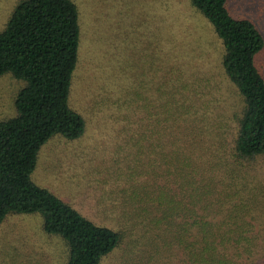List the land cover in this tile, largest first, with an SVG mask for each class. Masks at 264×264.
<instances>
[{"label": "trees", "instance_id": "trees-1", "mask_svg": "<svg viewBox=\"0 0 264 264\" xmlns=\"http://www.w3.org/2000/svg\"><path fill=\"white\" fill-rule=\"evenodd\" d=\"M226 2L190 0L220 40L222 80L235 95L234 124H223L232 139L229 157L221 139L212 144L207 110L199 106L218 93L216 83L204 91L201 78L181 63L168 70L158 62V99L138 102L146 118L139 116L137 124L147 119L158 129L151 148L162 158L151 163L154 183L141 181L133 192L143 209L132 215L174 226L172 242L185 264H234L236 249L248 246L242 242L252 216L241 189L250 186L244 175L264 160V74L257 65L264 37L250 19L233 17ZM80 36L74 0H19L0 30V76L23 82L14 115L0 120V223L10 214L38 213L43 230L65 241L67 264H100L122 233L96 224L30 178L43 144L55 135L73 140L84 133V118L68 103Z\"/></svg>", "mask_w": 264, "mask_h": 264}, {"label": "rangeland", "instance_id": "rangeland-1", "mask_svg": "<svg viewBox=\"0 0 264 264\" xmlns=\"http://www.w3.org/2000/svg\"><path fill=\"white\" fill-rule=\"evenodd\" d=\"M18 1L0 0V30ZM74 1L81 36L68 103L84 118L85 130L77 139L55 135L43 144L30 178L96 224L122 233L100 264H185L172 242L174 226L132 215L143 209L133 192L141 181L154 183L157 168L151 163L162 158L151 148L158 129L152 131L147 119L137 124L139 116L146 118L138 102L158 99V62L168 70L181 63L201 78L204 91L216 83L218 93L199 106L207 110L212 144L221 139L229 157L232 139L223 124H234L235 95L222 80L220 40L190 0ZM226 6L233 17L250 19L264 37V0H227ZM257 65L264 74V50ZM22 85L8 73L0 76V120L14 115V97ZM254 168L244 175L250 186L241 189L252 216L246 217L251 227L242 242L248 246L236 249L234 264H264V160ZM67 260L65 241L43 230L40 214H10L0 223V264Z\"/></svg>", "mask_w": 264, "mask_h": 264}]
</instances>
